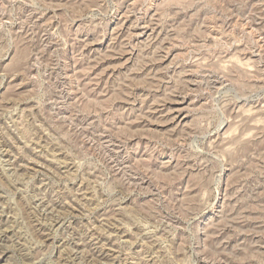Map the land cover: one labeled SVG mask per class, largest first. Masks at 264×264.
I'll return each mask as SVG.
<instances>
[{
    "label": "rangeland",
    "instance_id": "374dc122",
    "mask_svg": "<svg viewBox=\"0 0 264 264\" xmlns=\"http://www.w3.org/2000/svg\"><path fill=\"white\" fill-rule=\"evenodd\" d=\"M0 264H264V0H0Z\"/></svg>",
    "mask_w": 264,
    "mask_h": 264
}]
</instances>
